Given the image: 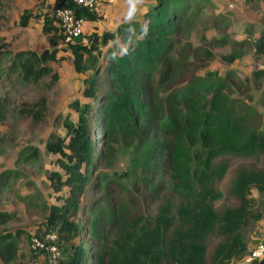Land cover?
<instances>
[{
  "label": "rangeland",
  "instance_id": "obj_1",
  "mask_svg": "<svg viewBox=\"0 0 264 264\" xmlns=\"http://www.w3.org/2000/svg\"><path fill=\"white\" fill-rule=\"evenodd\" d=\"M162 1L134 0L137 12L129 19V0H99L85 18L88 44L82 45L85 55L79 71L74 63L75 41L68 40L57 24L50 32L43 30V16L52 14L56 0H0V54H5L0 58V212L12 215L0 232H19L20 257L12 264H56L59 251L54 254L48 249L56 247L57 236L46 231L52 208L64 205L70 188L55 178L65 179L61 161L68 158L51 150L50 144L66 140L86 107L96 106V99L88 95L91 84L99 77V86L109 89L104 80L111 58L122 56L144 38L149 13ZM190 1L197 11L185 16L181 30L173 36V80L159 85L158 92L165 96L168 89L207 73L231 80L232 98L249 112L246 145L254 149L264 139V51L259 50L264 0ZM21 51H48L56 59L43 60L47 73L39 80L26 79L23 70L13 66L14 56ZM201 149L193 148L188 161L191 187L178 189L167 177L163 192L153 201L143 191L147 144L126 139L122 133L110 138L102 150L105 158L92 173V182L99 181L100 187L95 190L91 182L73 218L86 225L73 243L88 248L90 242L98 241L99 264H166L165 242L181 226L182 206L209 187L219 192L208 194L216 210L236 207L239 201L229 193L237 172L264 170V151L252 150L250 155L216 159L214 165L222 178L214 179L195 153ZM250 198L251 214L241 230L242 244L227 264L261 261H251L250 255L264 242V189L253 187ZM120 205L127 207L124 219L93 233L92 221L106 223ZM36 240L44 247L38 248ZM220 241L218 235H210L208 251Z\"/></svg>",
  "mask_w": 264,
  "mask_h": 264
},
{
  "label": "trees",
  "instance_id": "obj_2",
  "mask_svg": "<svg viewBox=\"0 0 264 264\" xmlns=\"http://www.w3.org/2000/svg\"><path fill=\"white\" fill-rule=\"evenodd\" d=\"M72 6L80 17H89V11ZM196 11L190 0H164L151 11L145 27L148 34L122 56L111 58L104 80L109 89L103 90L99 86L100 78H96L88 90V95L96 99V106L86 107L79 124L69 129L66 140L58 139L50 144L51 150L68 158L61 161L65 179L60 175L55 178L58 184L70 188L64 205L52 208L50 227L46 231L57 236L53 242L60 253L56 264L101 262L98 241L90 242L88 248L73 243L86 228L83 220L74 222L73 218L82 208L81 196L92 182V173L105 158L103 148L119 133L126 139H139L147 144L143 191L153 201L163 192L167 177L178 189L186 191L191 187L187 165L196 146L202 148L195 153L201 155L214 179L222 178L214 165L216 159L250 155L252 150L264 151V139L254 149L246 145L249 112L232 98L231 80L207 73L168 89L165 96L158 92L159 85L173 80L176 47L173 36L181 30L185 16ZM55 22L52 14H44L43 30L56 29ZM108 36L107 39L111 37ZM82 45V38H77L73 45L74 63L79 71L85 55ZM259 50L264 51V32ZM3 56L5 54H0V58ZM48 59H56V54L21 51L14 56L13 66L20 67L26 79L39 80L47 73L42 63ZM92 185L95 190L100 187L99 181ZM253 187L264 189V170L241 169L232 179L229 193L239 201L238 206L216 210L208 194L218 195L219 192L209 187L196 194L191 204L182 206L178 217L181 226L165 242L166 264H227L242 244L241 230L251 214ZM126 208L120 205L118 210L111 211L106 223L92 221V232L105 230L106 225L114 227L124 219ZM11 220V214L0 212V226ZM170 227L172 224L168 230ZM212 234L221 237V241L209 252L207 239ZM19 257V232H0V262L12 264ZM259 264H264V259Z\"/></svg>",
  "mask_w": 264,
  "mask_h": 264
},
{
  "label": "built area",
  "instance_id": "obj_3",
  "mask_svg": "<svg viewBox=\"0 0 264 264\" xmlns=\"http://www.w3.org/2000/svg\"><path fill=\"white\" fill-rule=\"evenodd\" d=\"M99 0H56V5L52 10V15L56 19V24L62 29L63 34L68 40L75 41L82 38V44H88V37L85 33V18L80 17L72 5L91 11L94 9ZM36 246L43 248L44 245L36 240ZM49 251L56 253V247H49ZM55 257V256H54ZM264 259V242H260L251 251L250 260ZM34 264H42L35 262Z\"/></svg>",
  "mask_w": 264,
  "mask_h": 264
},
{
  "label": "clouds",
  "instance_id": "obj_4",
  "mask_svg": "<svg viewBox=\"0 0 264 264\" xmlns=\"http://www.w3.org/2000/svg\"><path fill=\"white\" fill-rule=\"evenodd\" d=\"M141 3H143V0H140ZM137 12V8L135 6V2L134 0H129V8H128V12H127V18L131 19L132 17H134L136 15ZM144 34L147 35V29H144Z\"/></svg>",
  "mask_w": 264,
  "mask_h": 264
}]
</instances>
